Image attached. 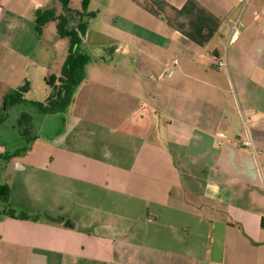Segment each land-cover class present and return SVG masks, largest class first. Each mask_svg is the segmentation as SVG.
I'll use <instances>...</instances> for the list:
<instances>
[{
	"label": "crops",
	"instance_id": "obj_1",
	"mask_svg": "<svg viewBox=\"0 0 264 264\" xmlns=\"http://www.w3.org/2000/svg\"><path fill=\"white\" fill-rule=\"evenodd\" d=\"M50 9L82 16L91 59L67 111L35 125L69 49L38 23ZM0 129V155L21 152L0 183L40 217L0 218V264H264V0H0Z\"/></svg>",
	"mask_w": 264,
	"mask_h": 264
},
{
	"label": "trees",
	"instance_id": "obj_2",
	"mask_svg": "<svg viewBox=\"0 0 264 264\" xmlns=\"http://www.w3.org/2000/svg\"><path fill=\"white\" fill-rule=\"evenodd\" d=\"M67 5L68 0H63V6L65 7ZM51 19L57 21L58 35L69 38V49L62 65L60 75L58 77L56 75H51L47 79L49 91L46 102H35L34 104L41 112L47 111L49 113L58 114L66 112L67 108L73 102L77 87L85 79V65L91 58L80 51L81 36L84 35L86 30V25L82 22V16L77 20L75 28H71L70 23L72 19L68 17L67 11L58 15L55 9H50L39 14L38 23L43 25ZM26 91L27 86L19 87L13 94L7 97L8 105L25 101L23 93ZM32 133L33 131H31L29 127L21 130V134L26 140V145L22 148L23 152L28 149V144L33 139ZM20 153V150H16L12 153L5 152L0 155V159L8 161ZM45 215L48 220L55 219L52 215ZM4 217L31 218L34 220L40 218L39 216H29L25 212H16L15 208L10 203V186L6 183H0V218Z\"/></svg>",
	"mask_w": 264,
	"mask_h": 264
},
{
	"label": "rangeland",
	"instance_id": "obj_3",
	"mask_svg": "<svg viewBox=\"0 0 264 264\" xmlns=\"http://www.w3.org/2000/svg\"><path fill=\"white\" fill-rule=\"evenodd\" d=\"M81 1L82 0H70V6L71 7H73V8H77V7H81ZM71 23L73 24H75V22H73V20L71 21ZM94 37V36H93ZM53 40H54V42H58V48H59V45H61L60 46V48H59V52H61L60 51V49H62V47L65 49V51H66V49H67V45H66V42H67V40H68V37L66 38V37H61V36H59V37H55V38H53ZM43 42H51V38H50V36H47V34H45L44 35V39H43ZM52 43V42H51ZM227 60V59H226ZM227 66H228V63H227ZM93 77H95V78H97V76L96 75H94ZM34 79V78H33ZM33 83H34V93L36 94V96L37 97H39L40 95H41V93L43 94V92L39 89V87H38V85L36 84V82H34V80H33ZM32 110V109H31ZM33 116H34V120H33V123L35 124V125H38V124H40L42 121H44L43 120V115H42V113L40 112V111H35V112H33ZM60 116V115H59ZM58 115H56V117H55V119L52 121V122H50L49 124H47L45 127H43L44 129H42V130H38V131H36L37 133H38V136L39 137H46V135L47 136H49V135H51V133H56L57 132V130L59 129V127H60V123H61V117L62 116H60L59 117ZM59 117V118H58ZM7 134H9L8 132H6V135ZM0 135H1V129H0ZM7 140V144H8V147H9V149H15L17 146L15 145L16 143H14V141H10V140H8L9 139V137H7V136H4Z\"/></svg>",
	"mask_w": 264,
	"mask_h": 264
},
{
	"label": "built area",
	"instance_id": "obj_4",
	"mask_svg": "<svg viewBox=\"0 0 264 264\" xmlns=\"http://www.w3.org/2000/svg\"><path fill=\"white\" fill-rule=\"evenodd\" d=\"M230 26H231V31H230L227 43L228 44H234L237 42L239 35H240V32H239L238 25H237L236 21H234ZM173 61L177 62V59H174ZM215 65L219 68H225L226 69L227 68L226 58L224 56L221 58H216ZM239 144L241 147L248 148V149L252 150L254 153L257 152V149L254 145V142L248 134L243 136L240 139Z\"/></svg>",
	"mask_w": 264,
	"mask_h": 264
}]
</instances>
